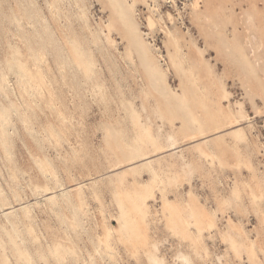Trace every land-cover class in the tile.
<instances>
[{
  "label": "rangeland",
  "instance_id": "rangeland-1",
  "mask_svg": "<svg viewBox=\"0 0 264 264\" xmlns=\"http://www.w3.org/2000/svg\"><path fill=\"white\" fill-rule=\"evenodd\" d=\"M46 1L0 0V264H264V0Z\"/></svg>",
  "mask_w": 264,
  "mask_h": 264
},
{
  "label": "bare ground",
  "instance_id": "bare-ground-1",
  "mask_svg": "<svg viewBox=\"0 0 264 264\" xmlns=\"http://www.w3.org/2000/svg\"><path fill=\"white\" fill-rule=\"evenodd\" d=\"M49 1V0H48ZM48 1H46V2H48ZM74 1H76V0H74ZM157 2V1H156ZM196 5V4H195ZM57 7H60V6H57ZM76 7V6H75ZM80 7V6H79ZM199 7H201V6H199ZM51 8H52V6H51ZM73 9V8H72ZM69 10V9H68ZM80 10V9H79ZM56 11V10H55ZM59 11V10H58ZM74 11V10H73ZM154 12V11H153ZM196 12V11H195ZM81 13H82V11H81ZM83 15H84V13H83ZM86 16V15H85ZM60 19V18H59ZM248 19H250V18H248ZM151 23V25H152V22H150ZM247 23V22H246ZM248 24V23H247ZM261 24V23H260ZM86 25V24H85ZM150 27V26H149ZM112 40V39H111ZM76 54V53H75ZM161 63V62H160ZM102 88V87H101ZM104 89V88H103ZM103 89H101V90H103ZM94 99V98H93ZM261 113V112H260ZM232 125V124H231ZM235 125V124H234ZM214 135V134H213ZM198 136V135H197ZM192 139V138H191ZM196 139V138H195ZM193 140V139H192ZM145 160H147V158H145ZM139 163V162H138ZM123 166V165H122ZM102 178V177H101ZM58 187V186H57ZM60 187V186H59ZM77 190V189H76ZM46 194V193H45ZM17 248V247H16ZM16 256V255H15ZM16 258V257H15Z\"/></svg>",
  "mask_w": 264,
  "mask_h": 264
}]
</instances>
